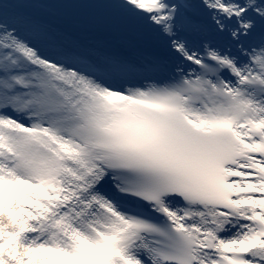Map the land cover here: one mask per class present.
I'll use <instances>...</instances> for the list:
<instances>
[{
  "label": "bare ground",
  "instance_id": "obj_1",
  "mask_svg": "<svg viewBox=\"0 0 264 264\" xmlns=\"http://www.w3.org/2000/svg\"><path fill=\"white\" fill-rule=\"evenodd\" d=\"M92 0H54V3L57 5V8L61 12H67L72 10V6L82 4L86 7L88 5H93ZM139 0H128V6L131 8L133 4ZM238 0H207L209 7L218 8L214 5H223L225 2H230L231 5H237ZM253 2L256 10L264 12V0H246ZM20 4V3H19ZM18 4V5H19ZM17 5V4H16ZM17 5V6H18ZM243 7L242 9H244ZM217 11V10H215ZM214 11V12H215ZM51 16V14H50ZM59 18L66 23H69L68 16L65 13H60ZM1 22V20H0ZM0 26H8L11 29H17L18 24H6L0 23ZM4 31L3 28H0V40L3 41L0 52V63H3V49L10 47V52L8 55H13V48H20L21 50H28L27 44L29 40L26 38H20L18 35H12L10 30ZM20 50V51H21ZM1 66V65H0ZM6 74H2L0 79L6 81ZM4 92V91H3ZM31 96L28 100L33 99L35 93L30 92ZM88 96L93 98L95 103H109L110 99L107 95L100 98L98 93L95 90H83L81 96ZM1 99V94H0ZM22 103L20 102L19 105ZM20 114V112H18ZM14 115L17 113L13 112ZM105 116V111L103 108H97L93 110L91 114H84L85 123L92 120H101ZM17 119V122L13 126H10L12 130L14 128L21 129V125L28 126L27 119L22 118ZM25 123V124H23ZM20 124V125H19ZM64 125L57 126L59 129L58 135H64L61 127ZM34 127V126H32ZM70 130V129H68ZM19 132V130H18ZM72 134L76 135L72 131ZM58 136V137H59ZM3 137V139H1ZM34 137H28L24 134H15L14 131L9 130L7 125L4 128L0 129V146H8L9 151H16L17 158L15 161L17 163L12 166L10 164L9 151L0 149V226H3V235L0 237V249L4 250L6 247L12 249V251L19 257L14 260L17 264H114L115 261L112 259L111 254L107 249L117 251V247L114 243L107 242V245H102L105 247L104 252L97 251L99 247L95 245L100 242L103 244V241L97 240L98 237L92 231L87 228H84L83 222L79 221L78 213L79 203L77 202V197L80 196L85 191H90L91 188L88 185L82 184L80 174L73 172L69 179V184L71 188L69 193L72 195L67 199L68 204L71 205V208L68 207L67 211H62V205L59 206V209L51 210L52 213L50 216L45 215L46 205L54 203V200L47 202L45 196L46 194L41 189L37 188V185L47 179V173L44 169L46 159L44 148L46 144L38 140L37 142L33 141ZM71 145H74L76 141L72 137L68 138ZM26 160V166L22 165ZM78 162L82 164L81 159H78ZM28 164V165H27ZM43 165V167H42ZM34 174L40 178L36 183V188L34 192H38L37 197L31 198L28 194H25L21 190V185L19 184V178H26L29 180L30 175ZM29 178V179H28ZM30 188V187H29ZM35 196V195H34ZM75 197V199H73ZM27 201L38 202V208L27 209ZM251 211V210H250ZM193 222L197 224L200 220L199 214L195 213ZM106 218L109 219L107 216ZM32 219V223H30ZM61 221V222H60ZM107 221V220H106ZM245 225L236 223L226 231L224 236L220 239L218 246L223 250L227 244H234L239 242L235 237L242 236L243 228ZM103 232L104 229L100 228ZM19 231L26 235V246L27 249H23L15 244V240L19 237ZM87 240L86 242L84 240ZM67 241V243H65ZM92 244V245H91ZM86 250L88 259L86 260V255L84 257H78L79 251ZM105 261V262H103ZM250 263L252 264H264V249L261 248L258 252H253L250 255ZM207 259L202 262L207 263Z\"/></svg>",
  "mask_w": 264,
  "mask_h": 264
},
{
  "label": "rangeland",
  "instance_id": "obj_2",
  "mask_svg": "<svg viewBox=\"0 0 264 264\" xmlns=\"http://www.w3.org/2000/svg\"><path fill=\"white\" fill-rule=\"evenodd\" d=\"M72 8L75 9V6H72ZM22 165L26 166V160L25 162L22 163ZM28 165V164H27ZM34 177V175H31V178ZM25 179L19 178L20 183L22 184V181H24ZM27 207H29V205H26ZM33 207V205H31ZM30 208V207H29ZM48 213V212H47ZM32 222V219L29 221ZM3 226H0V237L3 235ZM19 237L15 240V244H17L19 247H22L23 249H27L26 246V235H24L23 233H21V231H19ZM67 243V242H65ZM86 250L83 251H79V254L77 255L78 257H82L86 254ZM80 255V256H79ZM17 258V260L19 261V257L12 251L11 248L6 247V249L1 250L0 249V264H17L14 260Z\"/></svg>",
  "mask_w": 264,
  "mask_h": 264
}]
</instances>
